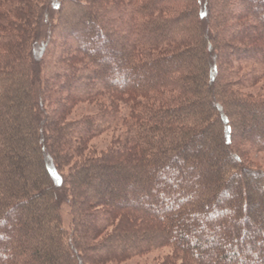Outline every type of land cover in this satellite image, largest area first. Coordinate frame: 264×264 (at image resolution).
<instances>
[{
  "label": "trees",
  "instance_id": "16d2710c",
  "mask_svg": "<svg viewBox=\"0 0 264 264\" xmlns=\"http://www.w3.org/2000/svg\"><path fill=\"white\" fill-rule=\"evenodd\" d=\"M42 2L0 0V264H107L164 243L163 264H264V170L242 156L264 151V96L243 93L261 73L232 64L264 66V47L242 44L264 32V0H61L45 119L30 54Z\"/></svg>",
  "mask_w": 264,
  "mask_h": 264
},
{
  "label": "rangeland",
  "instance_id": "374dc122",
  "mask_svg": "<svg viewBox=\"0 0 264 264\" xmlns=\"http://www.w3.org/2000/svg\"><path fill=\"white\" fill-rule=\"evenodd\" d=\"M59 2H61V0H43L41 4L42 13L40 15L39 24H38L39 25L38 26V38L30 50L31 60H32L33 69H34L33 78L36 84L37 105H38V110L40 112V116L43 119H45L47 115L46 110H47L48 103L45 104V101H44L43 87H44L46 79L43 76L44 69H42L41 67V56H42L41 53H42L43 46L45 45V42L49 39L50 34L53 31V28H55V25L59 21V18H58ZM201 2H202V7H204L203 9L205 10V6L207 7V0H201ZM206 19L207 18H205V20ZM255 32H256L254 34L255 37L249 40V42L242 41V44L245 46V48L249 47L250 45L256 48L264 47V32L261 31L260 27H256ZM52 40L55 41V43L59 45L60 40L56 38V36L52 37ZM69 44H70V48L74 47L72 43H69ZM53 48H56V46L54 45ZM53 48L50 47L48 49V53H47L48 56L46 55L47 59L50 55L53 54V52H51ZM219 50L221 53L222 49H219ZM58 52L59 54L57 55L56 58H54V62L52 65L53 67H51L50 68L51 70L48 72L49 73L48 76L50 77H54V74L60 73L56 71V69L54 68L56 65V61L58 60V57H60L62 54V49H60V47L58 49ZM231 53H232L231 55H234L233 51H231ZM262 54H264V50L262 51ZM232 64L233 66L240 67V69L244 71H249V69H255L256 71L260 72L261 76L252 85L244 87L243 93L250 95V96H256V97L264 96V66L262 68H259L257 64H246L244 62H238V61L233 62ZM224 65H227V63L224 62L223 66ZM61 74H60V77H62ZM107 105H108V102L105 101L103 98L93 103L81 102V103H78L72 109V111L68 114L67 118L68 119H78L85 115L94 114L102 110ZM251 133L252 131H249L247 127H245V129L243 130V134L246 136L250 135ZM120 134H121V129L118 127H113L109 131L105 132L104 134L92 139L88 144L89 145L88 154H90L91 152L99 154L102 151L107 150L111 146L113 141L117 140V137L120 136ZM244 155L242 156L246 162H248L250 165L254 167L264 170V151L255 150L252 148V149L247 150V153ZM67 171H68V168L64 170V173H63L64 176L67 174ZM244 177H246L245 179H247L248 175L244 174ZM63 192L64 193H63L62 200H61L62 201L61 215H62V219H63V223L65 227L67 228L68 231H71L72 221H73V214L71 211V198L67 195L65 190ZM145 201L147 202V200ZM172 252H173L172 246H170L167 243H164L160 247L150 252H147L145 254H140L137 256L130 257V258L117 260L116 262L114 261L108 262L107 264H163L164 260L169 255H172ZM213 258H216V257H213ZM213 258L208 259L210 260L209 264H215V261L217 258L216 259H213ZM208 260L205 262L208 263ZM232 262L236 263L235 260H232ZM226 263H230V262L227 261Z\"/></svg>",
  "mask_w": 264,
  "mask_h": 264
}]
</instances>
